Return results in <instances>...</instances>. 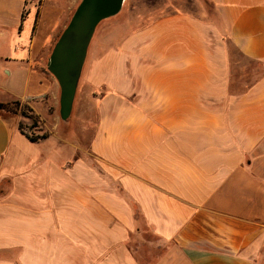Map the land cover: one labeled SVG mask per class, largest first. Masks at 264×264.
Returning <instances> with one entry per match:
<instances>
[{"label":"crops","instance_id":"1","mask_svg":"<svg viewBox=\"0 0 264 264\" xmlns=\"http://www.w3.org/2000/svg\"><path fill=\"white\" fill-rule=\"evenodd\" d=\"M81 2L0 0V103L58 102ZM204 2L124 0L97 25L87 148L0 110V264H264V0Z\"/></svg>","mask_w":264,"mask_h":264},{"label":"water","instance_id":"2","mask_svg":"<svg viewBox=\"0 0 264 264\" xmlns=\"http://www.w3.org/2000/svg\"><path fill=\"white\" fill-rule=\"evenodd\" d=\"M124 0H82L50 56L48 68L60 85L63 119L73 109L87 50L97 25L117 14Z\"/></svg>","mask_w":264,"mask_h":264},{"label":"rangeland","instance_id":"3","mask_svg":"<svg viewBox=\"0 0 264 264\" xmlns=\"http://www.w3.org/2000/svg\"><path fill=\"white\" fill-rule=\"evenodd\" d=\"M153 1H156L157 4L176 2V0ZM181 2L186 4L184 7L185 9H189L198 15H203L205 12L203 8H201L202 5H205L207 10L212 11L209 4L205 3L204 0H201L200 3L194 0H184V2L181 0ZM235 57L238 56L236 55ZM242 62L244 64L248 63V61L244 59H242ZM248 65L251 68V76L253 69H255L258 74L264 71V63L250 61ZM33 105L32 107L29 104L20 103V105L17 106L11 103L7 113L10 115L18 114L20 116L19 125L23 127L25 132L35 137L46 135V138H48L50 135L58 134L57 131L61 133L67 132V134H73L75 146H81L83 148L89 146L97 120L96 104L90 97H87L82 103L80 102L78 106H75L74 101L72 113L67 119H63L61 115L60 96L58 102L47 95L34 100ZM46 138L38 139V141Z\"/></svg>","mask_w":264,"mask_h":264},{"label":"trees","instance_id":"4","mask_svg":"<svg viewBox=\"0 0 264 264\" xmlns=\"http://www.w3.org/2000/svg\"><path fill=\"white\" fill-rule=\"evenodd\" d=\"M30 99H33V98H30ZM11 103H12V104H16L17 106H19L21 102H20V101H13V102H10V103H0V110L7 111L8 108L10 107ZM19 127H20L21 132H22L23 134H25L26 137H27L30 141H32V142H37L38 139L46 138V137H47L46 135H41V136H39V137H35V136H33V135H31V134L25 132V131L23 130V127H22V126L19 125Z\"/></svg>","mask_w":264,"mask_h":264}]
</instances>
